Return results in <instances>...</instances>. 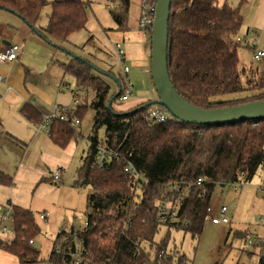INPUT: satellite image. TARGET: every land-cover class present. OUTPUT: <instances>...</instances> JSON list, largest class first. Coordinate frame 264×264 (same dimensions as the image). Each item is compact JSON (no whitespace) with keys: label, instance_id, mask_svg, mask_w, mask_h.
<instances>
[{"label":"trees","instance_id":"trees-1","mask_svg":"<svg viewBox=\"0 0 264 264\" xmlns=\"http://www.w3.org/2000/svg\"><path fill=\"white\" fill-rule=\"evenodd\" d=\"M108 1L116 30H127L131 0ZM47 4L51 11L42 28L38 21ZM88 5L85 0H0V9L20 17L52 45L66 43L70 35L86 28ZM242 24L239 8L228 3L171 0L167 68L171 83L190 104L214 109L264 100V65L261 69H240L236 36ZM61 66L64 75L73 77L78 88L93 94L88 105L80 103L75 111L81 123L92 108L94 120L91 141L72 183L76 189L90 187L92 191L87 196L90 210L85 214V225L75 235L73 231H58L47 261L70 264L66 252L74 249L76 236L82 239L83 259L79 264H188L185 254L173 253L169 248L172 232L199 238L216 187L252 180L264 164V119L256 124L240 121L220 126L183 122L149 125L147 109L154 100L126 112L114 108L119 94L110 92L104 77L114 76L121 84V75L111 70L95 75L91 62L81 56H73ZM231 93L242 96L215 98ZM21 113L33 124H43V115L32 105L24 104ZM99 128H104L102 143L96 138ZM47 130L49 139L61 148L67 147L78 131L70 120L52 123ZM98 146L118 154L103 169L93 166ZM128 164L133 170L125 171ZM136 173H143L139 187ZM11 182L12 177L0 171V183ZM172 183L190 189L180 199L176 221L160 224L157 203L175 196L167 189ZM15 212L17 237L4 250L15 254L20 264L35 262L39 251L29 244L23 228L38 232L39 226L31 210L15 206ZM127 219L132 223L125 230L123 222ZM162 227L165 233L156 241ZM231 233L244 241L246 231L229 228L227 234ZM57 245L63 249L59 253L54 251ZM251 247L260 249L258 264H264V239H256Z\"/></svg>","mask_w":264,"mask_h":264},{"label":"rangeland","instance_id":"rangeland-1","mask_svg":"<svg viewBox=\"0 0 264 264\" xmlns=\"http://www.w3.org/2000/svg\"><path fill=\"white\" fill-rule=\"evenodd\" d=\"M85 1L89 3L87 7V30H81L77 34L76 42L80 47L74 49V55L72 56H82L88 59L93 65V74L95 75L104 72L103 69L108 67L117 71L121 70L120 61L113 44L123 33L109 29L110 26H115L107 9V5L110 2L108 0ZM132 1H138L139 3L137 16V26L139 27L140 0ZM50 11V5L47 4L41 11L38 24L46 26ZM121 45L124 52H126L125 44L121 42ZM242 50L241 47H238L240 69L248 66L249 63L253 64L252 67L254 69L255 67L260 69L263 67V60L251 61L247 55L248 53H246L247 51L243 50V52ZM56 53V56H54L55 60L68 61V56L62 51L57 50ZM55 72H59L57 66L55 69H48V79H51ZM129 78L133 84V93L126 101L115 99L113 106L117 111L126 112L129 108L145 103L147 100L157 99L150 72L144 73L140 69V72L135 75L130 73ZM63 79L70 82L71 87L75 89L74 92L78 102H85V105H88L93 98L92 92L78 88L70 75H64ZM104 79L110 84V92H117L115 82L109 77H104ZM239 96H242V93H231L215 98L222 100ZM1 103L2 101L0 105ZM0 107L2 111H5L4 114L2 113L4 129L15 136H9V134L7 135L6 132L0 130V168L7 171L12 177L10 185L0 183V197L4 198L2 203L10 201L19 207L31 210L34 220L39 226V231H35V241L32 245L33 248L39 251V259L27 264H50L47 259L52 249L53 240L61 224L65 223V227H67L72 217L71 211L67 212L66 208L62 207L64 205H58V200L62 189H71L70 187H72L76 176V169L80 166L89 146L88 138L92 134L91 127L93 126L94 110L89 108L83 117L80 131L82 134L79 135L80 141L72 138L67 147L61 148L49 139L46 128L30 122L32 125L39 126L42 129L40 132L34 130L39 135L33 137L31 132L26 131L23 125L16 120V116H13L12 112L8 111L9 107L6 102ZM10 109L13 108L11 107ZM22 116L29 122L25 115L22 114ZM96 138L100 143L103 142L104 128H99L96 131ZM57 167H62L65 171L59 181H52L48 176L49 172L54 171ZM263 175L264 164L258 168L252 180L245 184L246 186L243 190L240 191V188L232 189L228 186L221 190L218 186L211 200V205H227L229 217L233 221L234 228L246 231V234H249L254 241L256 239H264V194L259 191ZM91 191L90 187L79 190V193L86 199V202L84 200L83 209L76 211V215H80L78 219L80 223L83 222L85 214L90 210L86 197ZM242 193L245 195L244 199H241L240 195ZM60 202L61 204L68 202L67 196L64 197L63 195ZM41 213H45L48 221L39 218ZM260 217L261 220H259ZM231 220L228 226H230ZM164 233L165 227H162L156 241ZM246 234L243 241V239L234 237L233 233L227 234L224 228L204 223L203 231L200 237L196 239H192L190 234L173 231L172 238L169 241V248L173 253L185 254L189 258V260L187 259L188 264L191 261V264H257L260 249L251 247V244L246 240ZM0 264L20 263L15 254L0 249Z\"/></svg>","mask_w":264,"mask_h":264},{"label":"crops","instance_id":"crops-1","mask_svg":"<svg viewBox=\"0 0 264 264\" xmlns=\"http://www.w3.org/2000/svg\"><path fill=\"white\" fill-rule=\"evenodd\" d=\"M131 1L129 4L130 20L128 18V28L125 31L117 30L123 34L118 37L119 39L116 40L115 43L121 44V42H123L126 46V52H124V62L129 68L128 75L130 73L135 75L140 72V69H142L144 73H149L151 63L150 32L141 30L137 26L139 3L138 1ZM217 2L219 5L228 3L231 6L239 8L243 24L236 38H242L246 42L254 38L257 40L259 46L264 44V0H217ZM38 25L42 28L45 27L42 24ZM109 29L116 30V24L115 26H110ZM83 30H87V24L86 28ZM79 32L80 31L70 35L68 42L62 43L64 45H52L44 41L20 17L11 12L0 9V51L12 43H18L22 46V51L14 62L11 64H5L0 61V75L4 78L3 80H0V102L2 101L0 106L6 102L9 107L8 111L12 112L13 116H16V120L23 125L26 131H30L33 137L38 136L39 133L36 132H40L42 129H40L39 126L36 127L32 125V122L30 123V121L28 122L24 119L20 112L24 104L32 105L42 115H48L51 113L56 104L68 103L73 99L72 95L76 96L74 92L75 89L71 87L70 82L63 79L64 71L61 63L66 62L57 59L55 60L54 56H56L57 50H60L68 56L67 58L69 61L70 58L73 57L72 55L74 54V49L80 47V45L76 42V38L78 36L77 34ZM240 47L244 51L246 50L247 52H245L248 53L247 55L250 57L251 61H254L251 58L252 47L247 43H240ZM56 66L60 73L55 72L54 76L51 79H48L47 70L50 68L55 69ZM250 66H253V64L249 63L246 67ZM108 70L118 73L119 75L121 74V70H113L111 67L103 69V71ZM111 80L115 82L117 90L118 86L116 81L112 78ZM64 99L66 100L64 101ZM11 107L13 109H10ZM0 110V130L6 132L9 136H14L9 131L4 129L2 115L5 111H2L1 107ZM82 122L83 120L79 126L80 134H82L80 132ZM16 140L18 139L16 138ZM88 141H91L90 136ZM0 171L9 175L8 172L2 168H0ZM70 188L71 189H62L58 200V205H64L62 207L66 208L65 210L67 212L71 211L72 217L67 227L81 225L85 220L84 218L83 222L80 223L78 221L80 215H76V211L83 209L84 200L86 202V199H84L83 195L79 193V189H76L73 186ZM219 188L224 190L226 187L219 186ZM243 188H241L240 191L243 190ZM249 193L250 191L247 194L249 195ZM62 194L64 197L67 196L68 198V202H64V204H61L60 202V199L63 196ZM240 196L241 199H244L245 197L243 193ZM2 200H4V198L0 197V204H3ZM213 207L214 210H216L217 206L213 204ZM46 221H48V219ZM76 221L78 222L76 223ZM235 222L237 221L235 220ZM61 226H66V224L62 223ZM229 228L232 230L236 229L233 226L232 220L230 226H227V231Z\"/></svg>","mask_w":264,"mask_h":264},{"label":"built area","instance_id":"built-area-1","mask_svg":"<svg viewBox=\"0 0 264 264\" xmlns=\"http://www.w3.org/2000/svg\"><path fill=\"white\" fill-rule=\"evenodd\" d=\"M156 3L157 0H140V16L138 20V25L141 30H145L151 32L155 11H156ZM236 41L240 43H247L252 47L251 49V58L254 61L264 60V44L262 46L258 45L256 39H250L246 42L244 39L237 37ZM115 51L118 55L120 65H121V76L122 83L120 84V92L118 95L119 101H126L133 93V84L129 78V68L125 65L124 62V51L121 47L120 43H115L114 45ZM22 51V46L18 43H12L8 46L4 47L0 51V61L5 64H11L14 62L19 54ZM3 76L0 75V80H3ZM73 99L68 103L56 104L53 107V110L48 115H43V124L40 127L48 129L50 124H58L61 121L70 120V124L73 128L78 129L80 124L79 118L76 116L75 111L77 106L80 104L76 96L72 95ZM146 120L149 125H153L156 123H166V122H181L174 115L170 113V111L163 105L158 103H152L149 105L147 109ZM258 122H254L256 124ZM80 133L78 131L75 132L73 138L76 141H80ZM114 157H118V154L114 151H110L104 147L98 146L97 152L94 156L93 166L103 169L104 167H108L109 162ZM125 171L133 170L131 164L125 166ZM64 169L62 167H57L54 171L49 173V177L52 178L53 181H59ZM143 177V173H136L135 179L138 182L137 186H141V179ZM200 181V179L198 180ZM245 182H236L234 184H229L228 187L232 189L243 188L245 186ZM223 187H226L225 185ZM167 189L169 192L174 193V197H165L161 201L157 203V208L159 210V221L160 224L172 223L176 221L177 213L180 208V199L183 195H185L190 188L181 187L176 183L168 184ZM259 191L264 194V175L262 184L259 187ZM15 204L7 201L6 203L0 204V249H5L8 245L12 244L13 240L17 237V230L15 226ZM39 218L46 221L45 213H41ZM261 220V217L259 218ZM230 217H229V209L227 205L220 204L217 206L216 210H214L213 205H209L206 209V213L204 216V223H209L212 225L219 226L224 228L225 232L227 231V226L229 225ZM132 220L127 219L123 222V228L127 230L131 227ZM85 225V221L81 225H73L71 227L61 226L60 231H66V233H72L75 235V232L82 228ZM27 233L29 244H34V236L35 229L34 228H23ZM111 229L115 232L114 223L111 225ZM24 239V238H23ZM65 239H68L65 236ZM246 240L249 244L254 242V239L246 234ZM63 249L60 245H57L54 248L55 252H61ZM82 239H78L76 236L74 238V249L70 252H66V255L69 256L70 264H79L81 263L82 256ZM258 264V261H257Z\"/></svg>","mask_w":264,"mask_h":264},{"label":"water","instance_id":"water-1","mask_svg":"<svg viewBox=\"0 0 264 264\" xmlns=\"http://www.w3.org/2000/svg\"><path fill=\"white\" fill-rule=\"evenodd\" d=\"M170 4L171 0H157L154 22L150 32V75L154 90L157 93V99L152 103L165 106L179 121L188 124L220 126L240 121H252L254 123L264 119V100L250 101L222 108L203 109L190 104L177 92L171 83L167 68ZM109 77L117 82L116 77L111 75ZM117 86L116 93L118 95L120 92L118 82ZM108 107H110V102Z\"/></svg>","mask_w":264,"mask_h":264}]
</instances>
